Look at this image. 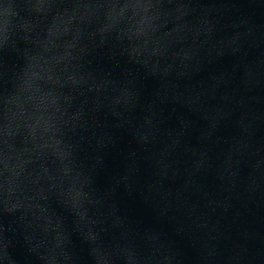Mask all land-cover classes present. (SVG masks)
I'll list each match as a JSON object with an SVG mask.
<instances>
[{"label": "water", "instance_id": "water-1", "mask_svg": "<svg viewBox=\"0 0 264 264\" xmlns=\"http://www.w3.org/2000/svg\"><path fill=\"white\" fill-rule=\"evenodd\" d=\"M0 264H264V0H0Z\"/></svg>", "mask_w": 264, "mask_h": 264}]
</instances>
